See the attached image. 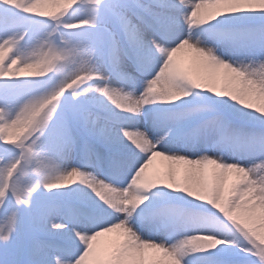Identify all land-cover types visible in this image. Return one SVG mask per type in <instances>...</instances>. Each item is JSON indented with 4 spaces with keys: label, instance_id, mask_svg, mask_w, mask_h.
<instances>
[{
    "label": "snow or ice",
    "instance_id": "6c2138e0",
    "mask_svg": "<svg viewBox=\"0 0 264 264\" xmlns=\"http://www.w3.org/2000/svg\"><path fill=\"white\" fill-rule=\"evenodd\" d=\"M0 264H264V0H0Z\"/></svg>",
    "mask_w": 264,
    "mask_h": 264
}]
</instances>
